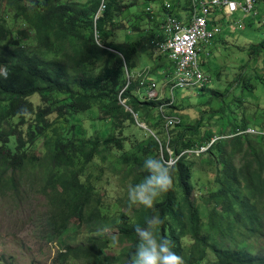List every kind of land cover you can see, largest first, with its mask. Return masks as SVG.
<instances>
[{
    "label": "trees",
    "instance_id": "1",
    "mask_svg": "<svg viewBox=\"0 0 264 264\" xmlns=\"http://www.w3.org/2000/svg\"><path fill=\"white\" fill-rule=\"evenodd\" d=\"M123 1L0 0L14 20L29 25L31 34L26 40L19 39L6 19L0 18V64L9 70L8 79L0 78V192L18 193L26 186L42 188L48 198V224L55 238L74 229L73 221L91 229L115 223V218L106 212L101 194L91 182L83 181L82 175L103 151H124V141L129 135L140 134L143 128L138 125L145 124L153 134L144 132L149 144L142 146L138 136H134L136 140L131 145L136 151L124 157L123 162L134 175L137 168L143 169L149 154L162 152L165 160L176 161L173 188L155 201L153 209L141 206L133 217L120 216L119 233L125 243L108 258L107 264H127L135 250L134 226L143 224L145 217L153 214L164 221L157 228V235L174 241L173 250L183 257L184 264H264V256L253 244L264 231V120L245 114L239 120L232 114L237 102L226 104L231 97H237L233 89L253 91L264 85V77L257 73L260 68L252 74H240L237 85L223 94L221 109L217 111L221 117L219 139L213 141L214 133L207 129L199 143L186 140L183 134L170 129L174 126L166 127L165 109L172 104L161 110L160 96L147 99L148 88L144 101L135 95L138 84L130 79L135 47L127 41H107L105 23L112 12L123 8ZM187 2L191 10L192 0ZM174 12L178 13L177 6ZM84 29H90L86 38L82 36ZM151 36H156V32ZM152 38L144 37L139 44L147 41L153 48ZM254 54L255 61L264 67V44L253 48ZM243 68L247 70V63ZM34 95L41 96L42 105L34 106L30 101ZM53 95L65 98L51 100ZM94 106H98L103 119L111 121V131L104 140L68 139L56 131L47 134L52 128L48 119L51 114L62 118ZM26 116H34V123L24 133L21 126L26 123ZM16 117L18 124L11 125ZM162 123L167 130L164 139L159 133ZM199 126L200 121L195 130ZM251 127L255 133L249 131ZM40 136L44 138L43 148L36 153L34 142ZM203 147L206 150L199 155L209 165L207 169L215 175L217 184L204 199L205 219L194 202L192 167L187 161V152ZM142 173L146 175L145 171ZM104 237L106 240L91 237L76 247L66 245L60 256L100 264L97 256L101 249L113 244L107 235ZM211 257L214 260L209 261Z\"/></svg>",
    "mask_w": 264,
    "mask_h": 264
},
{
    "label": "rangeland",
    "instance_id": "2",
    "mask_svg": "<svg viewBox=\"0 0 264 264\" xmlns=\"http://www.w3.org/2000/svg\"><path fill=\"white\" fill-rule=\"evenodd\" d=\"M75 1L82 3L87 0ZM187 1L124 0L121 4L123 8L110 14L105 23L104 33L108 36V42L127 41L135 47L134 67L130 79L132 78L138 84L134 93L140 100H145L147 88L155 83L160 95L158 102L162 101L163 104L173 105L169 108H167L168 105L166 106V117L178 119L176 125L170 129L175 130L176 134H183L184 139L195 143H199L205 131L211 129L214 133L213 141H215L220 138L218 133L221 123V117L217 111L221 109L220 100L226 90L236 86L238 76L245 71L252 74L256 68H260L257 73L264 77L262 63H257L255 54L252 55L253 48L264 44V0L256 5V18L254 19L251 17L253 14H245L240 10L234 15L226 17L227 22H224L222 16L216 17L214 23L221 25L223 31L205 48L204 56L201 59L203 70L210 82L204 88L190 87L172 90V67L169 59L150 47L147 41L142 45L139 44V41L144 37L152 38V33L154 34L160 28L164 18V4H172L173 8L177 6V12L189 13ZM174 4L176 5L174 6ZM146 8H151L154 11V17L151 18L145 14ZM102 9L101 5L100 11ZM97 16H100V13ZM0 18L6 19L13 30V35L19 36V39L26 40L31 36L29 25L23 23L22 20H14L1 4ZM18 31H22V34H19ZM89 32L90 29H84L82 36L84 35L86 38ZM144 49H147L146 53L142 52ZM207 53L210 55L207 56ZM246 63L247 70L243 68ZM232 91L237 94V97H231L226 102V104L237 102V105H233L235 113L232 112V114H236L239 120L244 114L247 117L264 120V85L253 91L239 88ZM64 98L63 95H53L51 100H63ZM30 101L35 107L42 105L39 95L32 96ZM49 104L55 105L54 102ZM153 113L157 114V112ZM49 118L52 121V128L47 131V134L51 135L56 131L68 139L104 140L111 131V121L101 117L98 106L82 113L65 114L62 118H57L53 113L48 116ZM24 121L26 123L21 126V129L26 133L27 126L34 123V116H26ZM198 121H200V126L195 130ZM18 122L19 118L16 117L10 121V124L14 125ZM141 125L145 124L139 123L138 127L143 128V131H139L140 134L129 135L128 141H124L126 145L124 151H118L116 148L103 151L95 157L82 175V180L91 182L97 192L101 194L107 207L106 212L115 218V223L109 222L91 229L87 227V224L73 221L74 229L71 228L69 233L62 238H55V235L52 234L53 230L48 224V198L42 188L26 186L18 193L0 192V264H85L83 259L62 258L60 254L65 252L64 246L76 247L79 244L87 243L91 237H101V240H106L105 235L109 237V243L113 244L107 249H101L97 259L100 264H107L108 258L116 255L125 243L119 233L120 216L124 214L133 217L141 207L140 205H129L127 190L129 185L142 181L144 170L137 168L134 175L130 174L129 168L123 162L124 157L134 154L136 151L131 145L136 140L134 136H138L142 146L149 144L148 136H153L146 125L148 129ZM251 128L252 130L249 131L255 133L254 127ZM159 130L161 138L164 139L165 131H167L164 123L159 126ZM144 132L149 133L148 136L144 135ZM43 142L42 136L36 138L33 147L36 153H41ZM203 150L205 151L206 147L195 148L187 152L189 154L187 161L192 167L194 202L200 208L201 215L205 219L207 207L204 205V199L210 191L217 188V184L215 175L207 169L209 165L203 161L204 157L199 155V152L201 153ZM148 156L163 157L164 155L162 152L153 151ZM238 163L239 161H237ZM253 244L257 252L264 256V231ZM212 260L214 257L209 259V261Z\"/></svg>",
    "mask_w": 264,
    "mask_h": 264
},
{
    "label": "built area",
    "instance_id": "3",
    "mask_svg": "<svg viewBox=\"0 0 264 264\" xmlns=\"http://www.w3.org/2000/svg\"><path fill=\"white\" fill-rule=\"evenodd\" d=\"M259 1L193 0L192 8L186 17L175 13L172 4H164L166 12L160 28L155 31L156 36L151 39V45L172 63V90L190 87L204 88L210 82L203 70L201 59L205 48L223 31L222 26L213 21L216 17L232 16L239 10L245 14L256 15L255 8ZM146 10L154 13L151 8ZM217 12L221 14L217 15ZM209 55L207 53V56ZM147 97L148 100L159 97L155 83L148 87ZM167 105L171 104H162L161 110ZM165 118L167 128L178 122L175 117Z\"/></svg>",
    "mask_w": 264,
    "mask_h": 264
},
{
    "label": "clouds",
    "instance_id": "4",
    "mask_svg": "<svg viewBox=\"0 0 264 264\" xmlns=\"http://www.w3.org/2000/svg\"><path fill=\"white\" fill-rule=\"evenodd\" d=\"M222 18L224 22H227L226 16ZM8 77L7 65L0 64V78L6 80ZM175 164V160H165L163 157L146 158L142 165L146 175L141 182L128 187L129 205H140L147 209H153L157 198L162 197L173 188L172 173ZM163 222L158 214H153L150 217H145L143 224L138 223L134 226L135 250L130 253L127 264H184L183 257L177 255L173 250L174 241L169 237L157 235V228Z\"/></svg>",
    "mask_w": 264,
    "mask_h": 264
},
{
    "label": "crops",
    "instance_id": "5",
    "mask_svg": "<svg viewBox=\"0 0 264 264\" xmlns=\"http://www.w3.org/2000/svg\"><path fill=\"white\" fill-rule=\"evenodd\" d=\"M178 14H179L180 16H183V17L185 16V17H186V16H188L189 13H188V12H187V13H186V12H185V13H183V12H178ZM220 14H221L220 12H217V15H220ZM172 72H173V68H172Z\"/></svg>",
    "mask_w": 264,
    "mask_h": 264
},
{
    "label": "water",
    "instance_id": "6",
    "mask_svg": "<svg viewBox=\"0 0 264 264\" xmlns=\"http://www.w3.org/2000/svg\"><path fill=\"white\" fill-rule=\"evenodd\" d=\"M115 53H117V52H115ZM122 104H125V103L123 102ZM127 109H128V110H131L129 107H127ZM135 117H137V116H135ZM141 127H144V128H146V129H148L145 125H141Z\"/></svg>",
    "mask_w": 264,
    "mask_h": 264
}]
</instances>
